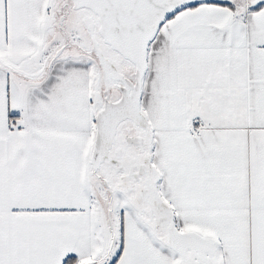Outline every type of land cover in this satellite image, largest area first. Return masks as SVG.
<instances>
[{"label":"snow or ice","instance_id":"snow-or-ice-1","mask_svg":"<svg viewBox=\"0 0 264 264\" xmlns=\"http://www.w3.org/2000/svg\"><path fill=\"white\" fill-rule=\"evenodd\" d=\"M0 264H264V0H0Z\"/></svg>","mask_w":264,"mask_h":264}]
</instances>
